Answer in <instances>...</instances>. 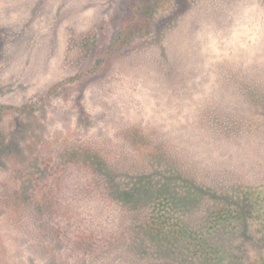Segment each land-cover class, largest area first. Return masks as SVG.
Instances as JSON below:
<instances>
[{
    "label": "rangeland",
    "instance_id": "obj_1",
    "mask_svg": "<svg viewBox=\"0 0 264 264\" xmlns=\"http://www.w3.org/2000/svg\"><path fill=\"white\" fill-rule=\"evenodd\" d=\"M141 1L0 0V144L7 142L0 151V264H43L23 248L39 232L24 228L19 195L41 172V158L54 162L52 150L75 131L81 141L88 133L104 139L120 136L123 126L153 142L177 132L192 142L188 153L218 162L206 165L217 167L214 183L264 182V0H144L173 6L157 22L142 9L126 28ZM125 28L130 37L117 40ZM211 97L226 99L230 118L213 115L227 111L207 105ZM23 106L27 112L15 109ZM96 115L103 116L99 134L90 123ZM82 181L72 170L58 190L62 210L73 214L75 206L81 219L61 222L70 238L79 226H108L75 190ZM146 257L145 264L166 259Z\"/></svg>",
    "mask_w": 264,
    "mask_h": 264
},
{
    "label": "trees",
    "instance_id": "obj_2",
    "mask_svg": "<svg viewBox=\"0 0 264 264\" xmlns=\"http://www.w3.org/2000/svg\"><path fill=\"white\" fill-rule=\"evenodd\" d=\"M172 6L145 5L142 0L133 12L136 19L126 28L142 9L148 10L150 22H157ZM126 28L117 40L124 33L130 37L133 31ZM124 41L112 45L111 52ZM207 100L211 107L222 103L220 108L227 111L214 112L216 118H230L224 97L220 102ZM15 109L27 112L28 107ZM93 119L90 123L99 134L101 118ZM122 128L116 127L121 137L99 139L88 133L84 141L75 131L52 150L54 162L52 157L41 158V172L25 180L19 195V217L24 225L27 220L24 228L39 232L25 241L24 249L38 252L43 264H145L149 253L166 258L161 264H264V182L214 183L219 174L211 170L217 167L206 165L218 162L188 153L186 146L192 142L177 132H170L171 139L163 142H149L142 130L131 133ZM224 140L225 146L234 143ZM6 143L0 144V151ZM145 146L150 149H139ZM72 170L83 178L75 190L93 213L105 215L108 226L100 232L79 226L70 238L64 231L63 220H81L75 206L73 214L62 210L58 193Z\"/></svg>",
    "mask_w": 264,
    "mask_h": 264
}]
</instances>
